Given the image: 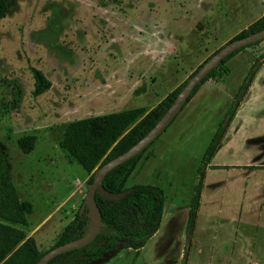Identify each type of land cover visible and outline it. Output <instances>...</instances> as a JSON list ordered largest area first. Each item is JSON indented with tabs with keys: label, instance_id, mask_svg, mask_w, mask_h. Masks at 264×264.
I'll list each match as a JSON object with an SVG mask.
<instances>
[{
	"label": "rangeland",
	"instance_id": "1",
	"mask_svg": "<svg viewBox=\"0 0 264 264\" xmlns=\"http://www.w3.org/2000/svg\"><path fill=\"white\" fill-rule=\"evenodd\" d=\"M263 15L264 0H17L11 6L0 20V144L20 201L32 205L26 226L18 227L38 251L55 246L93 174L59 148L68 124L136 108L142 119ZM31 67L52 83L37 97ZM250 78L206 163V148ZM24 135L36 137L29 154L17 146ZM199 182L200 205L190 216ZM137 184L163 191L159 227L141 248L124 247L104 264H264V41L237 53L199 88L145 150L125 187ZM138 213L131 230L143 232L149 215L144 205ZM113 233L103 224L89 251L71 263L87 261Z\"/></svg>",
	"mask_w": 264,
	"mask_h": 264
},
{
	"label": "trees",
	"instance_id": "2",
	"mask_svg": "<svg viewBox=\"0 0 264 264\" xmlns=\"http://www.w3.org/2000/svg\"><path fill=\"white\" fill-rule=\"evenodd\" d=\"M16 2L17 0H0V20L6 17L11 10V6ZM263 29L264 15L253 22L248 29L242 30L234 36L230 41L246 37L251 33ZM245 48L247 47L241 48L226 57L217 68L213 69L202 79L199 85L193 89L189 100L207 80L216 77L218 70L229 59ZM30 72L34 80L33 96H40L50 89L52 83L41 71L31 67ZM186 81L170 92L140 120L138 118L142 113V108L83 118L69 123L59 142V148L70 163H76L85 172L92 173L97 167L124 153L141 140L171 106L175 97L186 84ZM251 82V78L248 82H244L235 94L231 105L227 109L224 120L219 124L205 150L203 158L206 163H209L215 156L226 129L229 127L240 103L247 94ZM18 97L19 93L16 94V98ZM35 141L36 137L34 135H24L17 140V146L23 154H29L34 149ZM144 152L120 164L104 177L103 186L107 191L120 193L130 189L131 192L117 201H107L96 194L95 200L100 210L103 224L114 230V233L107 238L103 246L90 251L91 257L87 261L79 264H86L100 258L102 254L114 249L120 242L127 243L125 248L137 250L144 245V241L141 242L140 240L149 234H153L158 229L165 201L163 191L159 187L150 184H137L129 188L125 187L127 180ZM92 180L93 175L89 179V184L92 183ZM202 188V182H199L194 188L195 193L190 203V216L195 214L200 205ZM142 205L146 207L149 215V225L145 231L135 232L131 228L139 220L138 209ZM31 211V203L20 201L18 197L7 163L6 152L0 144V264H36L42 256L43 253L38 251L35 241L30 237L27 238L25 232L18 227L26 226L27 215ZM88 228L89 230L91 228L89 210L84 208L81 211L80 208V211L74 215L73 219L65 227L54 247L83 237ZM94 241L86 247L60 254L48 264H72L73 259L89 251Z\"/></svg>",
	"mask_w": 264,
	"mask_h": 264
},
{
	"label": "water",
	"instance_id": "3",
	"mask_svg": "<svg viewBox=\"0 0 264 264\" xmlns=\"http://www.w3.org/2000/svg\"><path fill=\"white\" fill-rule=\"evenodd\" d=\"M261 41H264V29L255 33H251L246 37L230 41L222 46L187 79L186 84L175 97L171 106L167 109L160 120L154 125V127L141 140H139L124 153L97 167L93 171L92 183L89 185L86 197L81 206V211L84 208H87L94 216L93 228L91 230H89L88 228L86 234L79 239L56 246L44 252L40 259L36 262V264H48L53 258L60 254L67 253L74 249L83 248L91 244L99 235L103 225L101 213L95 200L96 194L107 201H117L124 198L128 193L131 192L130 189L120 193H112L107 191L103 186L104 177L120 164L129 161L139 153L145 151L178 116L180 111L189 100L193 89L197 85H199L202 79H204L213 69L217 68L218 65L226 57L241 48L248 47ZM151 235L152 234L147 235L140 241H146L149 237H151ZM126 245V242H120L114 247V249L102 254L100 258L90 261L86 264H104L115 257L124 247H126Z\"/></svg>",
	"mask_w": 264,
	"mask_h": 264
},
{
	"label": "bare ground",
	"instance_id": "4",
	"mask_svg": "<svg viewBox=\"0 0 264 264\" xmlns=\"http://www.w3.org/2000/svg\"><path fill=\"white\" fill-rule=\"evenodd\" d=\"M92 227V226H91ZM93 228V227H92ZM90 230H91V228H90Z\"/></svg>",
	"mask_w": 264,
	"mask_h": 264
},
{
	"label": "crops",
	"instance_id": "5",
	"mask_svg": "<svg viewBox=\"0 0 264 264\" xmlns=\"http://www.w3.org/2000/svg\"><path fill=\"white\" fill-rule=\"evenodd\" d=\"M253 90V88L251 89V91Z\"/></svg>",
	"mask_w": 264,
	"mask_h": 264
}]
</instances>
